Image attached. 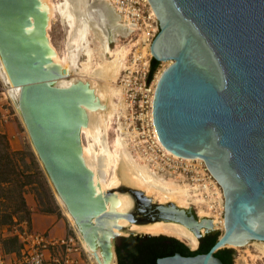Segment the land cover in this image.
<instances>
[{
    "label": "water",
    "instance_id": "1",
    "mask_svg": "<svg viewBox=\"0 0 264 264\" xmlns=\"http://www.w3.org/2000/svg\"><path fill=\"white\" fill-rule=\"evenodd\" d=\"M148 1L160 24L152 58L172 62L156 86L157 135L173 154L202 159L225 199V228L207 254L177 253L157 264H224L219 251L264 242V0ZM47 32L40 0H0V62L22 89L18 110L32 146L84 240L95 246L99 239L106 253L105 201L82 157L89 96L56 87L59 74L47 67L42 44ZM158 208L157 218L172 216ZM212 231H195L199 243ZM130 236L172 238L111 233L115 259V244Z\"/></svg>",
    "mask_w": 264,
    "mask_h": 264
},
{
    "label": "bare ground",
    "instance_id": "2",
    "mask_svg": "<svg viewBox=\"0 0 264 264\" xmlns=\"http://www.w3.org/2000/svg\"><path fill=\"white\" fill-rule=\"evenodd\" d=\"M61 1L58 5H53L49 0H40V9L46 15L47 30L53 20L55 11L69 23L71 30L65 59L62 60L59 57L58 52L50 42L48 32L46 33V40L42 41V44L48 50V57L51 60L47 67H55L59 74V79L55 83L56 87L64 90L85 89L89 96V106L83 107L81 135L83 132L88 134L93 138L94 143L88 150L83 147L82 157L84 164L92 172L95 195L102 197L105 201L104 214L99 220L108 228L107 232H99L100 238L107 239L108 249L105 253L97 244L99 239L96 240L95 246L84 240L73 216L59 198L66 209L69 220L78 229L84 249L93 257L97 264H116L111 233L122 235L128 230L130 232L139 228L140 222L131 219L136 206L133 196L129 192L120 190V187L124 184L141 190L145 194L144 196L152 198L151 202L170 203L175 206L169 209L172 213L170 220L158 218L155 221L146 223V225H141L145 228V233L175 236L189 242L193 248L198 247L199 240L195 231L199 230L204 233L207 229L225 228V218H223L221 213L217 215L212 213L213 210L215 212L218 205L221 210L225 209L223 191L219 188L220 186L215 179L210 181L214 188L210 186L208 180H205L204 184H179L174 180H167L159 173V164L154 161L150 153L143 151L139 153L137 151L136 154H133V144L137 146L135 142L138 133L135 129L130 128L131 126L128 123L125 126L120 121L121 117L126 118L128 105L126 103L125 90L123 86L118 84L123 70L127 68L125 61L128 50L124 47L118 50L110 48L107 36L102 33L99 29L100 27L97 28L95 18L91 15V12L89 14L87 11L88 0ZM101 1L110 5L114 2V0ZM113 12L117 16V22L119 23L116 22L117 25H123L130 29L136 28V24H133L127 17L120 15L117 9V15L114 10ZM91 31L95 35L93 41L95 49L90 47L91 42L87 39ZM138 46V52L135 55L140 54L142 57L151 56V43L145 33L138 41ZM83 52H86L88 60L82 64L81 72H78L80 56ZM94 53L99 55L101 63L94 73H90L89 69ZM162 63H164L163 68L156 74V85L163 71L172 64L171 61ZM71 73H74L75 76H71ZM0 74L8 85L7 95L16 103L19 113L18 97L22 89L21 87L13 86L1 62ZM115 119L118 121L120 135L117 149L113 152L107 144V133ZM165 150L170 157L175 159L188 162H203L200 158L179 157L166 148ZM111 170L113 174L108 181L105 178L106 173L111 172ZM199 172L204 174L203 170ZM112 190L113 192L108 193ZM159 206L163 207L162 205ZM192 206L197 208L200 220L193 221L194 218L192 220V218L188 217L187 210ZM141 224L143 223L141 222ZM255 243L258 244L264 253V242L258 241Z\"/></svg>",
    "mask_w": 264,
    "mask_h": 264
},
{
    "label": "rangeland",
    "instance_id": "3",
    "mask_svg": "<svg viewBox=\"0 0 264 264\" xmlns=\"http://www.w3.org/2000/svg\"><path fill=\"white\" fill-rule=\"evenodd\" d=\"M49 1L53 5H58L59 3L62 2L61 0H49ZM87 2H88L87 11L89 14L91 12L92 13L91 15L95 18L97 28L100 27L99 29L102 31V33L107 36L109 40L110 48L112 50H118L124 47L126 50H128V55L125 61L126 65L128 66V64L131 61H133V57L135 56V54L138 52V48H139L138 41L143 35V32L138 27L130 29L128 27L127 28L124 27L123 25H117L118 23L117 16H115L113 12L114 10L117 15L114 2L112 5L106 4L101 0H88ZM54 13L55 14L53 16V20L48 28V35L50 38V42L58 52L59 57L62 60H64L67 54V49H68L67 45L69 41L68 39L70 37L71 27L66 20L62 19V17L58 12L55 11ZM99 18L103 20V23L106 20V24L105 25L102 24L101 21H99L100 20ZM94 37L95 35L94 32L92 31L88 34L87 37L88 41L91 42L90 47L93 49H95V45L93 44ZM87 60H88L87 54L86 52H83L80 56L78 72H81L82 64L86 63ZM100 63H101V58L97 53H94L91 60V67L89 69L90 73H94L99 68ZM162 66L160 65L158 69L161 70L163 68ZM123 74L124 72H122V75ZM72 75L75 76L74 73H71V76ZM122 75L120 76L118 81L119 86H122L121 85ZM7 88L8 85L4 82L3 78L0 75V131L4 129L12 130L14 134H16L17 142L22 146L20 152H22L23 154L19 156L17 160H18V164L20 165L19 169L31 176L28 180L27 179L25 180L30 183L25 189V199L29 210L31 206L32 208L35 209V212L37 213H43L55 217L57 221L63 224V230H62L63 232L66 228V235L62 237L61 234H59L57 236L58 237L57 239L61 240L68 237L74 238L75 240L74 243L76 244L75 246L80 250L82 258L84 260H90L92 264H97L94 261L93 257L84 249L77 227L71 223V221L67 216L65 207L57 197L55 190L43 168V165L39 161V158L32 146L30 136L24 125L22 117L17 111V105L10 98V96L7 95ZM120 121L125 126L127 123L131 126V123L128 120V114L126 118L121 117ZM130 128L135 129L133 126H131ZM5 135L8 137L7 134ZM119 135H120L119 125L117 119H115L113 120V123L107 133V144L109 149H111L113 152L116 151L117 149ZM93 143H94L93 138L83 132L82 144L84 149L88 150ZM135 143H137V146L133 144L134 147L132 149L133 154H136L137 151L139 153H141L142 151L144 152V148H142L143 146L141 145V139L138 138V136ZM198 165L202 166L201 163L198 162H188V161L172 162L166 160L159 161V173H161L167 180H174L179 184H184V183L204 184V181L201 180L202 178L201 176H203L204 174H201L199 172L202 170L201 168L197 170ZM188 167H190L191 169L190 171ZM112 174H113L112 170L111 172L106 173V177H105L106 180L109 181ZM120 190L123 192L134 193V196L137 197L135 198L131 194L133 196L136 205L135 210L132 213L133 215L131 219L140 222L138 225L139 227L138 229L130 232L128 230L126 231L125 234H122L124 236H129L132 232L145 233L146 232L145 228L141 225H146V223L158 219L157 217L160 215V211H159L160 208H158L159 207L158 205H162L163 208L167 210L175 207L173 204L170 203L160 204L157 201L151 202L152 200L151 197L147 198L146 196H144L145 194H143L141 190L129 187L127 184H124L122 187H120ZM28 202L30 203V205H28ZM189 209L187 210L188 217L192 218V220L194 218L193 221L200 220V214L197 208L195 206H192ZM205 209L208 210L207 207H205ZM30 212H31L30 222L27 221V216L25 214L19 213L17 218H15L14 223H12L10 226L0 227V238L16 236L19 232H23L25 229H28L34 233L46 234L45 232L38 230L32 225V211L30 210ZM212 213H215V215L221 213L223 218H225V209L221 210L219 205L217 206L215 212L213 210ZM165 219L170 220L171 217ZM141 222L143 224H141ZM223 231L224 229L216 228L214 231L211 232V234L221 236ZM48 234L49 233L47 232L46 235ZM171 237L172 239H175L186 245L191 251H197L201 246V243H199L198 247L193 248L189 242L183 239H179L175 236H171ZM118 243L120 244L121 241L115 244V251L117 249V246L119 245ZM0 251L3 252V246L1 245V243H0ZM115 262L116 264H118V257L115 259ZM233 264H264V253L262 252L258 244H256L255 242H250L246 246L238 248L237 250L233 251Z\"/></svg>",
    "mask_w": 264,
    "mask_h": 264
},
{
    "label": "built area",
    "instance_id": "4",
    "mask_svg": "<svg viewBox=\"0 0 264 264\" xmlns=\"http://www.w3.org/2000/svg\"><path fill=\"white\" fill-rule=\"evenodd\" d=\"M114 5L118 13L136 24V27L147 35L152 44L160 31V24L149 1L114 0ZM152 59V55L142 57V55L137 54L127 68L123 70L121 85L125 90L128 120L137 131L144 152L150 153L156 163L159 164V161L165 160L183 161L170 157L157 135L154 121V99L157 86L155 78L160 69H157L151 76ZM201 165L198 166V169L201 168L204 171L201 180L212 181L214 178L205 163L202 162ZM190 167H188L189 171L191 170ZM211 185L212 182H210ZM16 236L22 244L20 253L16 254L14 258L0 254V264H92L90 260L82 258L72 237L55 240L46 234L34 233L28 229L19 232ZM53 248H60L62 254L50 261L47 259V252Z\"/></svg>",
    "mask_w": 264,
    "mask_h": 264
},
{
    "label": "trees",
    "instance_id": "5",
    "mask_svg": "<svg viewBox=\"0 0 264 264\" xmlns=\"http://www.w3.org/2000/svg\"><path fill=\"white\" fill-rule=\"evenodd\" d=\"M161 63L151 61V76ZM23 153L13 151L8 137L0 133V227L10 226L19 213L27 216L30 222L31 212L25 199V189L31 176L19 169L17 158ZM218 235L209 234L201 241L197 251H191L183 243L168 238L131 236L122 238L116 252L118 264H157V260L177 253L185 257L207 254L218 240ZM5 254H19L22 244L17 236L0 238ZM224 264H233V250L225 249L215 254Z\"/></svg>",
    "mask_w": 264,
    "mask_h": 264
},
{
    "label": "crops",
    "instance_id": "6",
    "mask_svg": "<svg viewBox=\"0 0 264 264\" xmlns=\"http://www.w3.org/2000/svg\"><path fill=\"white\" fill-rule=\"evenodd\" d=\"M3 129V126H2ZM3 134H7L9 137L10 145L13 151H20L22 149L21 144L17 142L16 134L12 130L4 129L0 131ZM28 201V200H27ZM28 205L30 203L28 202ZM30 210L32 211V225L37 228L38 230L49 233V237L52 239H57L58 235L61 234V236L66 235V228L63 230V224H61L55 217H52L51 215L43 214V213H37L35 212V209L30 206ZM60 237V238H62ZM0 254L8 257V258H14L16 254H5L4 252L0 251ZM62 254V250L60 248L52 249L51 251L47 252V259L52 260L55 257H59Z\"/></svg>",
    "mask_w": 264,
    "mask_h": 264
},
{
    "label": "flooded vegetation",
    "instance_id": "7",
    "mask_svg": "<svg viewBox=\"0 0 264 264\" xmlns=\"http://www.w3.org/2000/svg\"><path fill=\"white\" fill-rule=\"evenodd\" d=\"M207 230H210V229H207Z\"/></svg>",
    "mask_w": 264,
    "mask_h": 264
}]
</instances>
